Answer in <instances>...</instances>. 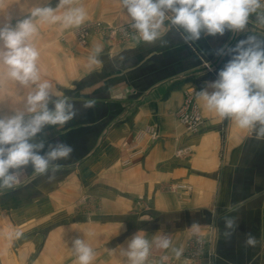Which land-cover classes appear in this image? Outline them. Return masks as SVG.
Returning a JSON list of instances; mask_svg holds the SVG:
<instances>
[{
    "label": "crops",
    "instance_id": "0c3cea01",
    "mask_svg": "<svg viewBox=\"0 0 264 264\" xmlns=\"http://www.w3.org/2000/svg\"><path fill=\"white\" fill-rule=\"evenodd\" d=\"M58 3L3 0L10 8L0 7V20L23 19L34 7L55 9ZM68 7L86 11L80 25L131 21L120 0H73ZM34 22L41 78L67 96L78 115L63 127L46 126L31 142H44L42 153L57 141L74 151L71 159L50 165L54 181L28 166L19 184L0 189V264H76L70 249L77 237L95 250L93 264H123L120 246L138 230L149 240L166 233L174 247L183 248L179 260L171 249H153L148 264L165 254L170 259L160 264H264V139L198 103L202 122L196 132L187 131L177 113L186 90L195 93L217 78L231 58L229 48L248 35L264 39L255 14L242 32H202L189 42L168 20L151 43L137 33L126 38L94 33L82 43L73 33L78 26ZM97 46L99 64L90 66ZM220 49L223 54H217ZM28 91L0 80V117L22 109ZM89 100L95 106L84 109ZM146 127L159 136L141 143L142 152L121 165L128 151L137 150L135 133ZM179 147L190 152L176 156ZM178 184L187 187H174ZM225 217L237 223L228 239ZM194 222L205 234L202 245L191 234ZM247 234L259 241L256 247L246 246Z\"/></svg>",
    "mask_w": 264,
    "mask_h": 264
},
{
    "label": "clouds",
    "instance_id": "9594fccd",
    "mask_svg": "<svg viewBox=\"0 0 264 264\" xmlns=\"http://www.w3.org/2000/svg\"><path fill=\"white\" fill-rule=\"evenodd\" d=\"M73 0H59L57 8L34 7L29 15L12 23L9 16L0 23V80H8L19 87L29 89L22 98L23 108H16L13 114L0 117V189L12 188L21 182L20 173L31 166L37 174L47 176L49 182L56 179V169L49 172L50 165L71 159L74 151L69 144L57 141L48 144L31 142L46 126L63 127L77 115L76 106L56 89L49 80H42L39 68L40 51L32 42L39 34L35 20L55 24L62 21L63 28L79 26L87 17L82 7L65 8ZM130 17L131 27L145 42H154L161 36L165 21L186 35L185 42L197 41L202 32L205 35L223 36L226 30L242 32L250 17L264 25V2L262 0H120ZM3 0H0V7ZM65 9L63 15H57ZM89 57V65H97L96 55ZM220 49L217 54H223ZM230 60L219 70L214 81L207 82L195 92L198 104L209 113L221 119L231 120L241 130L255 132V138L264 139V39L248 35L228 49ZM211 89V91H209ZM55 97V98H53ZM53 107L50 108L49 105ZM94 101L82 105L93 108ZM223 236L228 239L237 227L236 218L225 217ZM127 229L125 228V231ZM191 234L198 244L204 243L205 234L199 224L191 225ZM21 233H16L18 238ZM259 241L247 234V247H256ZM121 247L123 264H148L153 249L167 252L171 249L175 259L183 256V248L173 246L171 237L157 234L151 240L144 231L134 232ZM76 257V264H93L96 253L82 238H75L70 249ZM165 254L160 261H168ZM160 261L156 264H160Z\"/></svg>",
    "mask_w": 264,
    "mask_h": 264
},
{
    "label": "built area",
    "instance_id": "2783aa9c",
    "mask_svg": "<svg viewBox=\"0 0 264 264\" xmlns=\"http://www.w3.org/2000/svg\"><path fill=\"white\" fill-rule=\"evenodd\" d=\"M133 22L130 21L124 25H112L108 23H104L101 21H90L83 25H80L73 29V33L78 42L84 43L91 34L97 33L102 36L106 35L109 38H114L116 35H122L123 37H129L132 34L137 33L135 29L131 27ZM138 35V33H137ZM139 36V35H138ZM205 64L206 68L209 69V65ZM178 118L181 124L185 127V129L189 132H196L200 127L202 122V116L200 114V110L198 108L195 93L193 90L188 89L184 92L182 104L177 110ZM159 136V133L153 127H146L144 129L138 130L134 135V145L135 152H127V154L121 160V165L127 166L130 164L134 153L142 152L143 147L141 143L145 141H152ZM138 145V146H137ZM190 152L188 147H179L175 150L176 156H185ZM174 187L185 188L187 187L184 184L174 185Z\"/></svg>",
    "mask_w": 264,
    "mask_h": 264
},
{
    "label": "rangeland",
    "instance_id": "374dc122",
    "mask_svg": "<svg viewBox=\"0 0 264 264\" xmlns=\"http://www.w3.org/2000/svg\"><path fill=\"white\" fill-rule=\"evenodd\" d=\"M3 6H4V7L6 6V7H7V9H9V8H10V6H9V5H5V4H3ZM11 7H12V6H11ZM5 20H6V19H5ZM5 20H0V23H3V22H5ZM15 22H16L15 20H12V23H13V24H15Z\"/></svg>",
    "mask_w": 264,
    "mask_h": 264
}]
</instances>
